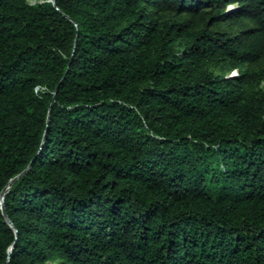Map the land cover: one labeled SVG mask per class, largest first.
<instances>
[{
	"label": "trees",
	"instance_id": "16d2710c",
	"mask_svg": "<svg viewBox=\"0 0 264 264\" xmlns=\"http://www.w3.org/2000/svg\"><path fill=\"white\" fill-rule=\"evenodd\" d=\"M21 172L0 264H264V0H0Z\"/></svg>",
	"mask_w": 264,
	"mask_h": 264
},
{
	"label": "water",
	"instance_id": "95a60500",
	"mask_svg": "<svg viewBox=\"0 0 264 264\" xmlns=\"http://www.w3.org/2000/svg\"><path fill=\"white\" fill-rule=\"evenodd\" d=\"M52 2H53V0H51ZM23 172H21L20 174H18L17 176H15L14 178H12L9 182H8V184H7V186L1 191V193H0V209H1V211H2V214L4 215V217H5V219H6V221L8 222L9 221V219L7 218V216H6V214H5V210H4V205H3V199H4V196H5V191H6V189H9V187L11 186V184L22 174ZM11 248H12V246H11Z\"/></svg>",
	"mask_w": 264,
	"mask_h": 264
},
{
	"label": "rangeland",
	"instance_id": "374dc122",
	"mask_svg": "<svg viewBox=\"0 0 264 264\" xmlns=\"http://www.w3.org/2000/svg\"><path fill=\"white\" fill-rule=\"evenodd\" d=\"M29 3H31V4H33V3H35V2H38V1H41V0H27ZM234 9V6H233V4H230V5H228L227 7H226V11L228 12V11H231V10H233ZM219 28H221V29H226L227 31L229 30V27L227 26V24L226 23H222V25H220V26H218ZM236 72L235 71H231V72H229V74H235Z\"/></svg>",
	"mask_w": 264,
	"mask_h": 264
}]
</instances>
